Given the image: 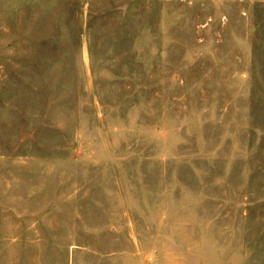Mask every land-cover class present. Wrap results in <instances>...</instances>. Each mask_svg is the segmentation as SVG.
Here are the masks:
<instances>
[{
	"label": "rangeland",
	"instance_id": "rangeland-1",
	"mask_svg": "<svg viewBox=\"0 0 264 264\" xmlns=\"http://www.w3.org/2000/svg\"><path fill=\"white\" fill-rule=\"evenodd\" d=\"M0 264H264V0H0Z\"/></svg>",
	"mask_w": 264,
	"mask_h": 264
}]
</instances>
